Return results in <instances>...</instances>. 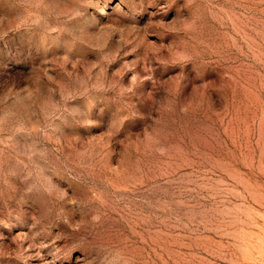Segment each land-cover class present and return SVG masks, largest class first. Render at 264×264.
<instances>
[{
    "label": "rangeland",
    "instance_id": "374dc122",
    "mask_svg": "<svg viewBox=\"0 0 264 264\" xmlns=\"http://www.w3.org/2000/svg\"><path fill=\"white\" fill-rule=\"evenodd\" d=\"M0 264H264V0H0Z\"/></svg>",
    "mask_w": 264,
    "mask_h": 264
},
{
    "label": "clouds",
    "instance_id": "9594fccd",
    "mask_svg": "<svg viewBox=\"0 0 264 264\" xmlns=\"http://www.w3.org/2000/svg\"><path fill=\"white\" fill-rule=\"evenodd\" d=\"M161 151H163V149H161ZM93 219H98V217H93ZM70 227H74V228H79V224L77 225H70Z\"/></svg>",
    "mask_w": 264,
    "mask_h": 264
}]
</instances>
